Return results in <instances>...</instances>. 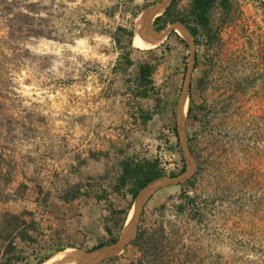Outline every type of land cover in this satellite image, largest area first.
I'll use <instances>...</instances> for the list:
<instances>
[{
    "label": "rangeland",
    "instance_id": "obj_1",
    "mask_svg": "<svg viewBox=\"0 0 264 264\" xmlns=\"http://www.w3.org/2000/svg\"><path fill=\"white\" fill-rule=\"evenodd\" d=\"M159 1L0 0V219L5 210L30 209L35 214L26 218L34 217L38 228L35 241L17 238L27 256L14 264H36L44 253L68 248L91 250L111 238L106 219L113 206L132 202L129 217L137 196L110 192L108 200L96 201L102 180H88L89 174L114 172L119 158L132 152L161 158L165 176L187 165L174 125L189 44L171 32L156 47L150 97L135 99L137 66L118 61L123 48L116 27L133 28L135 36L140 13ZM262 1L234 0L231 16L217 3L213 37L198 33L185 112L196 171L190 181L157 190L139 221L140 230L164 227L155 264H264ZM190 2L178 0L176 9L185 13ZM142 51L130 55L137 60ZM116 54L111 75L103 64ZM90 76L100 87L109 81L101 91L108 87L110 100L84 93L97 87L86 83ZM139 106L158 112L141 124ZM101 149L110 155L88 158ZM77 185L89 195L65 200ZM123 219L114 214L116 233ZM120 254L101 264H152L133 243Z\"/></svg>",
    "mask_w": 264,
    "mask_h": 264
},
{
    "label": "trees",
    "instance_id": "obj_2",
    "mask_svg": "<svg viewBox=\"0 0 264 264\" xmlns=\"http://www.w3.org/2000/svg\"><path fill=\"white\" fill-rule=\"evenodd\" d=\"M177 1L178 0H173L171 5L155 19V27L158 30H161L170 21L175 22L180 20L187 25L191 35L195 38L196 43L199 42L198 33L200 32V29H203L210 38L213 37V35L210 33V16L211 10L217 3H219L220 6L223 7L225 11L224 13H226L228 16H231L233 14L232 12L234 9V0H191L188 9L185 11V13H182L181 11H178V9H176ZM262 2L264 3V1ZM172 32L176 33L184 43H188L182 35L177 33V31ZM114 34L117 44L121 48H123L122 54L119 57L120 60H124L125 63L129 65L136 64L137 66L135 83L138 88H141L139 89L138 94L142 97H150V89L155 88L153 74L157 68L158 55L156 53V47L144 49L147 50L146 56L140 57L136 60L131 57V51H134L135 49H141L135 47L133 44V28L129 29L126 26L118 25ZM122 34L128 36V39L126 41L122 40ZM193 108L194 101L191 99L189 105L190 115L194 110ZM138 110L140 111L141 124H147L153 118L154 114L158 112V110L147 111V109H144L143 106H139ZM174 131L178 135L177 122L174 125ZM189 144L192 148V138L190 136ZM176 145L180 148V150H182L179 141L176 143ZM103 155L108 156L110 154L108 151L101 149L98 151H91L88 158L100 159ZM161 162V158L143 157L136 152H132L127 153L119 158L117 166H115L114 168V172L112 171L114 173L113 176H110V174H112L111 171H107L105 175L89 174L87 176L88 180L93 179L97 182L102 180L98 189L102 191L101 193H99L98 191L96 192V201L108 200L110 192H117L118 194L125 197L131 195L133 199L136 198L141 189L144 188L147 184L159 177L165 176V167L161 164ZM186 167L187 165L185 164L180 172H173L171 173V175L175 176L184 172L186 170ZM108 177L111 179V181L108 185H106L104 182ZM190 180L191 179H189L188 181ZM83 194H85V196L89 195L88 192L82 193L80 185H77L74 192H70L68 195H65L64 199L67 201H71L81 197V195ZM131 207L132 202H130L127 207L122 209L114 206L111 207L112 209L107 215L106 219V229L110 233H112V236L106 241L97 243L91 248V250L110 242H114L119 238ZM116 212H119L124 216L122 226L117 233L114 231V214ZM34 214L35 212L30 209H25L21 212H13L10 210H5L3 212L0 219V254L3 258L0 264H14L27 256L24 253L26 251L25 246L20 247L19 243L16 240L18 237L26 242L37 240V236L35 235L38 229L37 221L34 219V217L31 219L26 218L27 215ZM163 233L164 227L162 226L155 228L154 230H140V228H138L137 236L130 244L133 243L138 245L143 252L144 258L150 259L149 261H151L152 264H155V262L160 259L159 255L163 250ZM38 252L37 254H40ZM52 254L53 253H44L43 255H41V257H39L36 264H42L47 258L51 257ZM120 255L121 254L110 257L103 262H108L110 260L116 259ZM128 264L138 263L133 261Z\"/></svg>",
    "mask_w": 264,
    "mask_h": 264
},
{
    "label": "water",
    "instance_id": "obj_3",
    "mask_svg": "<svg viewBox=\"0 0 264 264\" xmlns=\"http://www.w3.org/2000/svg\"><path fill=\"white\" fill-rule=\"evenodd\" d=\"M172 2L173 0H161L153 5L147 6L140 13L138 17L139 23L137 22V26L140 24L141 30L145 33V35L156 41L158 45L161 44L172 31H177L187 40L190 46L191 53L187 74L177 105L178 133L181 146L187 160L186 170L175 176L167 175L159 177L142 188L138 193L132 208L134 211L133 219L128 226H126V224L124 225L119 238L114 242H110L92 250L75 249L81 256L78 261L73 264H101L104 260L122 253L137 236L140 217L149 198L163 186L189 180L196 171V164L193 160L187 136L186 116L183 111V105L187 99L189 100L191 94L193 70L196 63L195 40L187 26L182 21L174 22L162 30H158L154 24L155 19L161 15Z\"/></svg>",
    "mask_w": 264,
    "mask_h": 264
},
{
    "label": "bare ground",
    "instance_id": "obj_4",
    "mask_svg": "<svg viewBox=\"0 0 264 264\" xmlns=\"http://www.w3.org/2000/svg\"><path fill=\"white\" fill-rule=\"evenodd\" d=\"M134 44L138 47L148 48L158 43L153 39L149 38L147 35H145V33L141 30L140 24H138L136 34L134 36ZM188 102L189 101L187 99L183 105L184 112L187 111ZM133 215L134 211L130 213L126 222V226L131 223ZM80 256V253L77 252L75 249L68 248L63 251H58L52 254L51 257L47 258L42 264H73L78 261Z\"/></svg>",
    "mask_w": 264,
    "mask_h": 264
},
{
    "label": "crops",
    "instance_id": "obj_5",
    "mask_svg": "<svg viewBox=\"0 0 264 264\" xmlns=\"http://www.w3.org/2000/svg\"><path fill=\"white\" fill-rule=\"evenodd\" d=\"M133 44H134V42H133ZM134 46L135 47H137V48H140V49H149V48H155V47H157L158 46V44H155V45H153V46H151V47H148V48H142V47H138V46H136L135 44H134ZM145 52V51H144ZM144 52L142 51V53H143V55H141V57H144V56H146V54L147 53H145L144 54ZM157 52V51H156ZM118 54V53H117ZM115 55L114 56V59L113 60H111V59H107L105 62H106V64H103V66H106L105 68H108V70H106L107 72H110V74L112 75V73L114 72V70L115 71H117L116 70V68H115V66L117 65V63H118V61H121L120 60V58H119V60L117 61V56L118 55ZM112 58V57H111ZM113 70V71H112ZM89 78H91V76L90 77H87V81H86V83L88 84V83H90V85H91V83H95L96 85H97V87H95L94 89H93V91H86V92H84L86 95H89L88 97H92V98H94V96H92V94H96V96L101 100V101H106V100H110L111 98H110V96H108L109 95V92L107 93V89H108V87H106V90L105 91H101V88L105 85V84H107V83H109V81L107 80V81H105L104 83H102V87H100V83L98 82V78L97 77H93V78H91V81H90V79ZM88 88H89V86H88ZM139 89H141V88H138L137 87V89H136V97H135V99H137V98H139V94H138V91H139ZM83 93V94H84ZM106 93V94H105ZM91 94V95H90ZM127 95H129V93H126ZM132 96H135V93L132 95ZM90 107H91V109L92 110H97L99 107H95V106H93V105H90ZM97 108V109H96ZM87 109H88V107H87ZM100 109V108H99Z\"/></svg>",
    "mask_w": 264,
    "mask_h": 264
},
{
    "label": "flooded vegetation",
    "instance_id": "obj_6",
    "mask_svg": "<svg viewBox=\"0 0 264 264\" xmlns=\"http://www.w3.org/2000/svg\"><path fill=\"white\" fill-rule=\"evenodd\" d=\"M195 68V67H194Z\"/></svg>",
    "mask_w": 264,
    "mask_h": 264
}]
</instances>
